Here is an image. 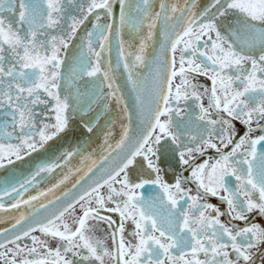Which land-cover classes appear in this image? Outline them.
<instances>
[{
  "label": "snow or ice",
  "instance_id": "6c2138e0",
  "mask_svg": "<svg viewBox=\"0 0 264 264\" xmlns=\"http://www.w3.org/2000/svg\"><path fill=\"white\" fill-rule=\"evenodd\" d=\"M198 4L0 0V169L77 116L87 133L113 104L127 120L55 199L68 175L25 194L79 149L4 179L0 224L19 216L0 229V264H264V0ZM162 157L181 169L173 182Z\"/></svg>",
  "mask_w": 264,
  "mask_h": 264
},
{
  "label": "flooded vegetation",
  "instance_id": "af4514ba",
  "mask_svg": "<svg viewBox=\"0 0 264 264\" xmlns=\"http://www.w3.org/2000/svg\"><path fill=\"white\" fill-rule=\"evenodd\" d=\"M208 3L209 0H200L198 4V9ZM89 27H91L90 24ZM111 119L112 117L110 113L105 116H102L100 119V123L97 125L94 131L92 133H87L86 130H84L81 126V118L77 116L76 119L72 122V127L70 128V130L67 133L61 134V137L57 138L55 141L50 142V147H48L47 151L42 150L40 154L34 153L31 160H26L25 163L17 162L15 168L9 166L8 169H0V188L4 186L3 182L5 178H12L13 176H15V178L17 179H22L23 177L21 176V173H23V175H28L29 172L34 169L36 164L55 162L57 158H59L61 154L65 151H75L76 149H79L81 153L108 127L109 123L111 122ZM237 128L240 134H243V126L237 124ZM77 156H75L71 160V162ZM60 162L63 163L62 160ZM68 165L66 167L58 168L51 175L42 174L40 177H38L37 183L34 187L30 188L29 193L25 194V198L29 194L36 195L39 191H46L56 181L59 173H62V171H64V169H66ZM160 166L163 169L165 179L169 182H173L174 175L181 171L176 159L171 157H162L160 161ZM185 175H187V173H185ZM150 187L151 186H146V189L142 191H147ZM58 196H60V194ZM210 199L211 202L218 203L215 198ZM2 202L7 205V198H5V200ZM13 215L14 213L11 214V217ZM14 219L15 217L10 219L5 218V222L0 224V229L10 227V224L14 222Z\"/></svg>",
  "mask_w": 264,
  "mask_h": 264
},
{
  "label": "water",
  "instance_id": "95a60500",
  "mask_svg": "<svg viewBox=\"0 0 264 264\" xmlns=\"http://www.w3.org/2000/svg\"><path fill=\"white\" fill-rule=\"evenodd\" d=\"M181 3H182V0H181ZM126 38H127V36H126ZM151 51H152V49L149 48V52H151ZM111 55H112L113 61H115V59H116V45H115V43H113ZM149 63L151 64V61H149ZM142 71L144 74H147L148 69H143ZM125 78H126V74L121 75L119 72L117 73V82L123 88V95L125 97V100L128 102V104L130 106V111H131V115H132V128H133V131H135L136 128L138 127V124H139L136 112L131 107L132 106V100H133L135 93H133L131 91L130 86L125 87ZM110 115H111L112 119H111V122L109 123L108 127L94 141H92L91 144L88 147H86V149H84L68 165V167L66 169H64V171H62V173L61 172L59 173L58 178L49 188H52L53 185L57 184L58 181L63 179V177L65 175H68L69 178H68V180L65 181L64 184H62L58 188H56L54 190V192L49 193V195L47 197L48 200L55 199V197H57L59 194L61 195L62 192L67 191L68 189H71L72 184L75 183V181L77 179H79L80 176H82L85 172H87L88 167L92 166V160L99 162L101 155L104 154V151H103L101 145L103 144L105 131L110 130L112 132V142L113 143H115V141L119 139L120 132H121V124L127 123V120L122 118L123 113L116 107L115 104L112 105ZM89 154H92V160H89L86 163H82V157L88 156ZM70 169H71V173L69 172ZM76 169H81V171L77 172ZM73 191H76V190H73ZM44 202L47 203V200H44ZM37 207H38V204H37ZM13 213L15 216L13 215L12 218H14V217L18 218L19 213H17V212H13ZM0 215H4V214L0 213Z\"/></svg>",
  "mask_w": 264,
  "mask_h": 264
}]
</instances>
